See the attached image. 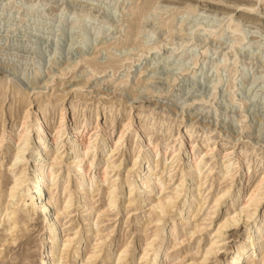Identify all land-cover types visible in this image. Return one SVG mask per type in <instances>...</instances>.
<instances>
[{"label": "rangeland", "instance_id": "374dc122", "mask_svg": "<svg viewBox=\"0 0 264 264\" xmlns=\"http://www.w3.org/2000/svg\"><path fill=\"white\" fill-rule=\"evenodd\" d=\"M248 6H254V10H249ZM229 15L231 25H238L245 36L237 44L228 29ZM164 22L170 26L162 27ZM210 28L211 35L208 34ZM138 31L141 32L137 34ZM86 39L92 41L93 46L81 53L76 48ZM159 44L161 49L156 48ZM146 46L153 48L142 55ZM56 54L58 62L41 71L37 88L27 96V99H40L44 94L52 97L46 107L51 127L58 124L62 107H67L64 115L67 123L85 117L84 112L92 123V116L98 111L103 124L111 120L106 118V111L113 112L112 105L120 104L123 107L113 118L117 125L110 127L104 123L105 129L101 132L116 130L126 120L125 123H138L142 119L141 110L152 111V121L158 128L153 130L150 146L160 138L158 143L161 145L170 143L174 148L183 147L179 165L184 161L182 158L191 155V144L186 138L189 126L195 130L193 140L198 154H205L200 135L203 132L212 134L206 158L210 163L225 159L223 156L227 152L234 166H239L238 153L243 146L250 150L245 161L253 168L257 158L264 156V1L0 0V84L5 86L6 79L11 82L7 92L0 94V100L5 98L0 110L3 116L0 127L11 125L10 112L19 115V105L10 109L13 106L12 90L20 87L27 92L30 85L26 78L32 76L37 65ZM23 70L25 74H19ZM93 70L98 72L94 74ZM72 100L76 101V111L71 108ZM105 102L108 108H104ZM160 123L165 130L169 125L168 129H159ZM132 130L133 126H130L125 131L121 147L120 186L128 184L124 179L128 158L139 144L138 137H132L135 133ZM149 130L147 126L142 127L143 132ZM180 133L182 135L175 140ZM66 137L68 135L63 138ZM7 141L9 137L5 143ZM59 143L61 150L67 148L66 140ZM67 154L63 156L61 176H67L69 171L67 163L72 158L64 160L70 155ZM159 155L163 156V153L159 151ZM6 160L0 152V184L8 183L11 175ZM263 167L264 161L257 168ZM135 176L133 174L129 179ZM214 184L213 188L217 187ZM121 194L115 209L101 216L103 223L99 227L103 234L112 232L106 237L107 242L116 239L119 241L117 246L130 242L129 252L132 253L139 249L135 246L143 239L141 235L148 237L155 229L150 226L140 235L136 219L143 225L148 216L154 215L149 212L140 215L139 208L129 206L128 192ZM230 201L221 204L213 219H204V209L198 215L199 221L195 217L197 223H203L207 228L190 241L179 235L181 244L171 263L184 264L181 262L190 261L192 257L203 260L202 247L213 236ZM85 214L72 206L61 216L62 224L69 220L63 233H71L70 228L76 224L80 227ZM19 215L23 220L14 233L4 228L9 220L0 224V264H41L40 252L46 234L42 218L37 214L31 219L21 212ZM247 229L245 222L225 229L218 238L222 248L218 253L208 255L205 264H222L232 256L233 247L247 236ZM127 259L129 264L130 256Z\"/></svg>", "mask_w": 264, "mask_h": 264}, {"label": "bare ground", "instance_id": "6f19581e", "mask_svg": "<svg viewBox=\"0 0 264 264\" xmlns=\"http://www.w3.org/2000/svg\"><path fill=\"white\" fill-rule=\"evenodd\" d=\"M253 7L247 8L254 10ZM230 20L229 15L228 29L237 44L245 36L238 25H231ZM166 24L161 26H168ZM173 29H170L171 33ZM211 30L210 28L209 35L212 34ZM84 41L86 42H82L81 47L76 48L81 53L93 46L92 41ZM152 48L146 46L142 55L149 53ZM156 48L161 49V44L156 45ZM57 62L58 54L37 65L32 76L25 80L30 85L27 92H23L20 87L12 90L13 106L10 109L19 105V115L17 117L10 112V120H13L11 125L0 127V152L7 158L6 165L11 172L8 183L0 184V224L9 220L8 226L4 225V228L7 227L6 231L14 233L19 227L23 220L20 212L30 219L36 214L40 215L46 230L40 252L41 264H128L129 256V264H179L177 261L171 263L173 254L181 244L177 237L182 234L189 241L193 239L197 233L207 228L203 223H197L195 217L198 219L204 209V219H213L221 204L231 200L222 213L213 236L202 247L203 260L198 261L192 257L190 261L184 260L181 263L205 264L208 255L216 254L222 248V244H218V238L224 230L245 222L248 226L247 236L241 238L243 241L233 247L232 256L222 261V264H264V167L257 168L264 161V156L257 158V165L253 168L245 161L248 160L250 150L243 146L238 153L239 166H234L227 152L223 156L225 159L210 163L206 158L209 156L212 134L203 132L200 135L205 154H198L193 140L195 130L193 126H189L186 128V138L191 144V155L182 158L184 161L179 165L183 147L174 148L170 143L161 145L158 143L160 138L150 146L153 130L158 128L155 121H152V111L141 110L142 119L138 123H125L126 120L116 130L101 132L105 129L104 123L109 126L117 125L113 118L122 109L120 104L112 105L113 112L106 111V118L111 120L103 124L98 111L92 116V123L85 112V117L67 123V116H64L67 107H62L58 124L51 127L46 107L52 102V97L44 94L40 99H27V96L37 88V78L41 71ZM65 69L61 70L62 75L65 74ZM98 70H93V73L96 74ZM19 74L24 75L25 70ZM6 82L5 86L0 84V94H5L10 88L9 79ZM4 100H0V110ZM106 103L103 104L104 108L109 106ZM71 105L72 110L76 111V101L72 100ZM160 124L162 126L159 129L163 131L169 127L167 125L165 130L163 123ZM130 126H133L132 131L135 132L132 137H138L139 144L136 152L128 158L127 175L124 177L128 187L122 186L123 184L121 187L119 158L122 156L120 153L126 137L125 131ZM143 126L152 131L143 132ZM65 135L68 137L63 138ZM181 135L180 133L175 140ZM8 137L9 141L5 143ZM62 140L67 141L68 150H61L62 146L59 147ZM159 151L163 156L159 155ZM66 154L69 156L64 160H72L67 163V176H61L59 172ZM133 174L136 176L129 179ZM208 181L210 183L206 185ZM214 183L217 187L213 188ZM126 191L129 206L139 208L140 215L147 212L154 215L152 218L148 216L149 219L146 218L143 225L136 219L135 225L140 235L150 226L155 229L148 237L141 235L143 239L135 246L139 249L132 253L129 252L130 242H122L119 246L116 239L107 242L106 237L112 232L103 234L99 227L103 223L101 216L115 209L117 198L121 193H127ZM101 201L103 203H99ZM72 206L86 214L83 215L80 227V224H76L70 228L73 230L71 233H63V227L69 220L62 224L61 216L66 215ZM9 209L11 211L8 213ZM116 246L117 250L114 251ZM197 252L198 250L194 254Z\"/></svg>", "mask_w": 264, "mask_h": 264}]
</instances>
